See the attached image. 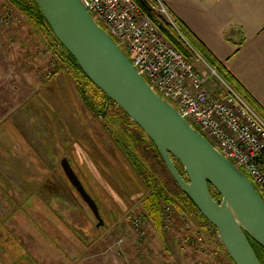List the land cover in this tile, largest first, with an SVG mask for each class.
Instances as JSON below:
<instances>
[{
	"label": "rangeland",
	"instance_id": "obj_1",
	"mask_svg": "<svg viewBox=\"0 0 264 264\" xmlns=\"http://www.w3.org/2000/svg\"><path fill=\"white\" fill-rule=\"evenodd\" d=\"M3 8L14 22L0 27V264H233L217 232L192 207L161 231L143 215L146 177L117 142L136 139L147 166L142 176L147 168L179 193L158 153L113 102L105 117L95 114L44 32L7 0H0ZM153 8L172 22L158 1ZM190 62L209 77L210 90L217 88L202 58ZM59 68L74 87H43ZM63 157L98 204L104 225L97 226L63 178Z\"/></svg>",
	"mask_w": 264,
	"mask_h": 264
},
{
	"label": "water",
	"instance_id": "obj_2",
	"mask_svg": "<svg viewBox=\"0 0 264 264\" xmlns=\"http://www.w3.org/2000/svg\"><path fill=\"white\" fill-rule=\"evenodd\" d=\"M33 2L48 26L46 39L62 46L84 75L150 139L177 186L216 229L231 262L261 264L252 241L264 248V199L246 173L148 84L80 0ZM60 168L97 226L104 225L98 204L67 157L60 160Z\"/></svg>",
	"mask_w": 264,
	"mask_h": 264
},
{
	"label": "built area",
	"instance_id": "obj_3",
	"mask_svg": "<svg viewBox=\"0 0 264 264\" xmlns=\"http://www.w3.org/2000/svg\"><path fill=\"white\" fill-rule=\"evenodd\" d=\"M124 50L148 84L167 99L264 194V119L215 69L217 88L209 89L192 63L153 25L134 0H80ZM0 10V27L12 24ZM173 22V21H172ZM169 210V208H167ZM141 219L134 225L139 227Z\"/></svg>",
	"mask_w": 264,
	"mask_h": 264
},
{
	"label": "trees",
	"instance_id": "obj_4",
	"mask_svg": "<svg viewBox=\"0 0 264 264\" xmlns=\"http://www.w3.org/2000/svg\"><path fill=\"white\" fill-rule=\"evenodd\" d=\"M9 3L17 7L34 25H36L42 32L49 31L48 26L45 23L40 11L37 9L33 0H7ZM139 8L145 12L153 25L158 30L159 34L166 39L171 45H173L177 50H179L189 61L197 60L198 56L201 57L211 68L215 69L216 72L227 82L229 83L239 94L243 96V98L255 109V111L264 119V109L262 106L250 95V93L235 79V77L226 69L223 62L220 61L209 49L208 47L190 30V28L178 19L175 15L170 14L171 19L173 20L174 26L166 19L163 15L158 13L153 6L156 5L157 0H134ZM49 33V32H48ZM55 42L51 44L55 46ZM57 45V44H56ZM58 46V45H57ZM56 55L59 59L69 66L73 72V77H77L76 80L77 85L81 87V92L88 100L89 107L92 111H95V114H100L104 116L107 107L110 102H112L109 98H107L102 91H100L81 71L80 67L74 60V58L62 47L58 46L55 49ZM70 71V70H69ZM85 82V86L83 84ZM89 90L92 93L91 97L86 94V90ZM88 97V98H87ZM99 98V102H96V98ZM105 117V116H104ZM131 125H135L138 129H140L134 122L130 121ZM141 130V129H140ZM142 131V130H141ZM143 132V131H142ZM144 133V132H143ZM125 134V133H123ZM128 135V133H126ZM131 136V135H129ZM146 136V135H145ZM114 141L116 139V133ZM147 137V136H146ZM128 138H124L125 142L119 143L120 149L126 155L132 158V164L135 172L139 174L140 178L146 177V184L148 185V189L146 190L145 196L141 201L143 215L152 222L153 226L157 230H165V227L172 221V218H177V215L184 214L187 212V207L190 206L199 215L207 226L212 228L214 233H216V229L208 223L205 218L201 215L198 209L194 206L190 198L179 188V193H171L164 185L162 179L158 177H154L152 171L146 168L147 175L141 172L143 168L147 167L145 163H143L140 157L143 158V155L140 152L141 145L140 143L131 136L132 142L126 141ZM150 144L153 146L155 151L158 153L154 144L147 137ZM140 152V157H139ZM264 154V153H263ZM262 154V155H263ZM159 156V154H158ZM160 158V156H159ZM261 158V157H260ZM257 162L260 163V159H257ZM177 169L183 174L182 166L177 163ZM78 175V174H77ZM79 177V176H78ZM66 182L67 179L63 176ZM80 179V178H79ZM156 179V180H155ZM89 193V192H88ZM211 193L213 198H217L219 195L211 189ZM262 198L264 199V194L260 191ZM91 195V194H90ZM169 208V210H167ZM138 218V217H136ZM173 219V220H174ZM252 245L255 249V253L261 262L264 264V248L261 247L256 242L252 241Z\"/></svg>",
	"mask_w": 264,
	"mask_h": 264
},
{
	"label": "crops",
	"instance_id": "obj_5",
	"mask_svg": "<svg viewBox=\"0 0 264 264\" xmlns=\"http://www.w3.org/2000/svg\"><path fill=\"white\" fill-rule=\"evenodd\" d=\"M157 1L190 28L264 109V0ZM55 72L53 82L43 87H74L66 69ZM260 165L264 170V154Z\"/></svg>",
	"mask_w": 264,
	"mask_h": 264
}]
</instances>
